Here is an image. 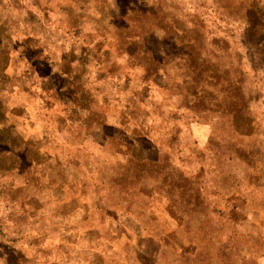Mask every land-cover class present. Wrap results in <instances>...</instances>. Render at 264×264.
<instances>
[{"label": "clouds", "instance_id": "obj_1", "mask_svg": "<svg viewBox=\"0 0 264 264\" xmlns=\"http://www.w3.org/2000/svg\"><path fill=\"white\" fill-rule=\"evenodd\" d=\"M0 264H264V0H0Z\"/></svg>", "mask_w": 264, "mask_h": 264}]
</instances>
